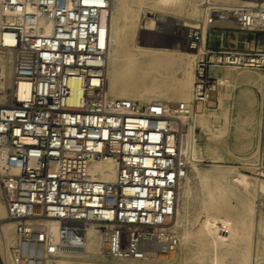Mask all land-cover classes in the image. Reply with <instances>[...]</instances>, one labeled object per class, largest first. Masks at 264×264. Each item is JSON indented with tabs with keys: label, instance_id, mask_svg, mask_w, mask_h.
<instances>
[{
	"label": "built area",
	"instance_id": "2783aa9c",
	"mask_svg": "<svg viewBox=\"0 0 264 264\" xmlns=\"http://www.w3.org/2000/svg\"><path fill=\"white\" fill-rule=\"evenodd\" d=\"M110 1L0 0V46L13 52L9 86L0 74V97L6 95L0 102V186L16 224L10 251L15 264L85 251L92 225L110 258L174 252L180 243L178 192L187 171L182 116L209 105L211 66L264 75V5H220L214 17L234 22L257 47L205 50L196 65L191 107L111 102L103 21ZM205 39L203 31L191 30L187 45L205 49ZM259 124L254 175L264 184V84ZM104 160L115 163L112 181L88 171ZM259 204L264 209L262 193Z\"/></svg>",
	"mask_w": 264,
	"mask_h": 264
},
{
	"label": "bare ground",
	"instance_id": "6f19581e",
	"mask_svg": "<svg viewBox=\"0 0 264 264\" xmlns=\"http://www.w3.org/2000/svg\"><path fill=\"white\" fill-rule=\"evenodd\" d=\"M262 1L264 0H244L243 2L249 5H243L255 7L252 5L264 4ZM177 2L178 0H154L153 5L159 10L170 8L173 10ZM110 3V9L107 15L103 17V21L107 24L109 42L106 69L109 101L126 99L134 102L139 107H144L153 102H164L162 98L170 96L180 101L182 105L191 107L195 79L193 71L195 64L193 65V63H195L197 57H204L205 49L201 47L196 51V54L189 53L179 49L178 45H167L166 40L158 42L157 38L152 35H142L143 47L137 44L135 47L129 48L125 45L126 39L124 36L129 33L133 38L137 33L140 13L144 8V0H111ZM199 14V8L194 6L192 8V15L199 16ZM154 21L152 19L145 22V26L151 27ZM219 21L222 23L228 22L227 20ZM186 26L190 27L191 25L186 24ZM12 64L13 52L0 46V74L5 86H9L11 80H13ZM218 66L220 65H213L210 69L212 78L216 77L219 84L227 83L230 79L239 76V73H235L232 70L220 73ZM233 68L235 69L236 67ZM172 70L180 73L182 76L177 78L178 80L174 88L171 87L169 81L165 80ZM261 74L263 77L262 83L264 84V75L263 73ZM247 80L249 83L254 84L256 77L251 75L247 77ZM191 88L192 95L189 93ZM251 94L252 91L248 89L242 103V107L248 114L254 106ZM212 95L214 94L212 93ZM5 99L6 95L1 96L0 102H3ZM172 101L174 100L172 99ZM196 113L192 112L191 115L182 116L183 121H188V125L183 130L182 153L187 160V171L181 180V184L183 183V188L181 189L185 193L189 192V183L193 175L199 180L200 188L208 196V205L198 214L195 220L198 229V235L195 239L200 248V253L197 257L198 261L205 264H224L231 257L238 258L239 260H235L240 261V264H249V256L252 253L250 234L255 228L260 233V238L257 241V250L264 255V217L257 213L256 205L253 202V199L256 196L258 197L257 193L264 194V184L260 183L255 177L256 182L252 180L253 177L251 176L221 165H214V168L209 172L201 168V161L197 155L195 146L196 134L194 129L197 121L200 123L201 131L211 132L215 142L227 131V124L212 130L209 127L208 118H197ZM214 146L215 148L212 151L216 155L217 144ZM215 158L219 157L216 156ZM88 171L92 177L106 181H112L116 176L115 163L110 160L93 162L89 165ZM233 198L237 199V205H232L231 199ZM182 202L185 201L182 200ZM184 208L186 209V207ZM7 219L9 218L0 186V255L3 248L9 251L10 246H14L17 242L16 224L11 219H9L10 221ZM188 224L189 220L186 217V213L182 214L180 208H177L176 232L180 241L178 248L191 238L192 234L188 228ZM226 238L231 239V244L226 246L225 250H220L218 247L225 245L224 240H227ZM234 240L242 246L234 248L232 245ZM177 249L171 254L164 256H172ZM160 255L155 254L143 260H117L143 262L151 257H160ZM99 256L102 258L108 257L102 249L100 232L97 226L92 225L87 231V246L85 251L76 254H65L60 257H43V259L44 264H91V260ZM9 259L10 261L6 259H4V262L1 261L2 264H15L11 258V254ZM38 264L43 263L40 260Z\"/></svg>",
	"mask_w": 264,
	"mask_h": 264
},
{
	"label": "rangeland",
	"instance_id": "374dc122",
	"mask_svg": "<svg viewBox=\"0 0 264 264\" xmlns=\"http://www.w3.org/2000/svg\"><path fill=\"white\" fill-rule=\"evenodd\" d=\"M232 1L178 0L173 10L171 8L166 10H159L157 7H154V0H144V8L142 9L144 12L142 11L140 13L137 33L133 38L129 33H127L124 36L126 39L125 45L129 48L135 47L137 44L143 47V39L141 38L142 35H152L153 37L157 38L158 42L166 40V43L169 46L178 45L180 47L179 49L196 54L197 50L190 49L188 47L187 36L191 30L198 29L199 31H203L205 33V50H208V48H212L213 50L238 49L251 51L257 46H253V43L250 41V34L248 32H243L235 28L236 25L234 22L228 21L226 23H222L218 20L217 17H214L213 9L220 5H249L243 2L244 0H234L235 2ZM262 2L264 3V1ZM261 5L263 6L264 4H253L252 6ZM194 6H197L199 8V16L192 15V8ZM210 17L211 21L213 22L211 24H208ZM152 19L153 21L155 19L156 23L154 21L151 27L145 26V22ZM186 24H190L191 26L187 27ZM211 25H214V27H210ZM148 31L149 33H147ZM200 59H202L201 56L197 57L195 63H193V65L195 64V66H193L194 73L196 71V65ZM218 67L220 68V73L227 70H232L235 73H239V76L230 79L229 82L224 84H219L216 80V77H213L215 78V82L213 83L214 95H212V99L209 100V105H200L195 109V112H197V118H208L209 127L212 130L215 128L223 127L225 124H227V131L217 139L216 143L211 132L201 131L200 123H198L197 121L194 129L196 136L195 134L194 136L197 155L199 156V159L201 161L200 166L201 168L209 172L212 170V168H214V165H221L233 170L235 169L236 172L251 176L253 177L252 180L256 182V179H254V166L260 142L259 95L263 87V77L261 74L262 72L256 69H234L233 67L223 65H220ZM251 75L256 77V81L254 84L249 83L247 80V77ZM178 77H182L181 74L172 70L169 76L165 78V80H167V82L169 81L171 87L174 88ZM248 89L252 91L251 95L252 100L254 101V106L249 114L246 113V111L242 107L243 98H245V96L247 95ZM191 91L192 88L189 92L192 95ZM172 99L174 101H172ZM162 100L170 106L182 105L180 101L170 96L164 97L162 98ZM183 116L188 115L184 114ZM185 123L186 120L184 121V128H186ZM215 144H217L216 155H214L212 151L215 148ZM216 156H218L219 158H215ZM198 181L199 180L192 175L189 183L190 190L188 193H185V191L181 189L183 188V183L181 184L182 187L180 186L179 188L178 208H180L182 214L186 213V217L189 220L188 228L191 231L192 235L191 238L184 245L180 246L172 256L160 255V257H151L143 262L122 261L109 257L102 258L99 256L94 257L91 260V264H205L201 261H198L199 259L197 258L200 253V248L195 239L198 235V229L195 220L197 219L198 214L208 205V196L200 188ZM195 183L197 186L195 185ZM180 190L182 191L181 194ZM257 195L258 197L256 196L255 199H253V202L256 205L257 213L264 217V209H261L259 204L260 193H257ZM182 200H184L185 202H182ZM231 203L232 205H237V199H231ZM184 207H186V209ZM250 235L252 240V253L249 256V264H264V255H262L257 250V241L260 238L258 229L255 228ZM226 239L227 240H224L225 245H220L218 247L220 250H225L227 248L226 246L231 244V239ZM232 243L234 248L242 246L236 240H234ZM11 248L12 245L10 246L9 251L8 249L6 250V248H3L1 250L0 264H2L1 261L4 262V259L10 261L9 258ZM235 259L238 258L229 257L224 264H240V261L238 262L239 259ZM41 262L44 264L43 258L41 259Z\"/></svg>",
	"mask_w": 264,
	"mask_h": 264
}]
</instances>
